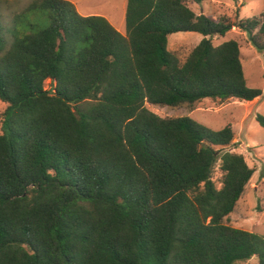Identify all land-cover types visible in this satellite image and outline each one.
<instances>
[{"label":"trees","instance_id":"obj_1","mask_svg":"<svg viewBox=\"0 0 264 264\" xmlns=\"http://www.w3.org/2000/svg\"><path fill=\"white\" fill-rule=\"evenodd\" d=\"M204 1L127 0L123 33L70 0H0V264H264V233L225 222L254 172L231 125L146 106L263 95L239 42L212 38L238 28L264 52V10ZM179 31L204 36L185 59Z\"/></svg>","mask_w":264,"mask_h":264},{"label":"rangeland","instance_id":"obj_2","mask_svg":"<svg viewBox=\"0 0 264 264\" xmlns=\"http://www.w3.org/2000/svg\"><path fill=\"white\" fill-rule=\"evenodd\" d=\"M83 15L99 14L121 32H125V14L127 0H70ZM28 0H21L17 7H23ZM197 13L220 18L228 16L235 19L260 15L264 10V0H206L192 3ZM8 16V12H6ZM204 36L195 31L174 32L168 37V47L175 50L182 59L195 47ZM235 39L240 44L243 68L250 87L263 90V95L253 100L229 99L219 103L206 98L197 103L191 110L187 107L170 108L168 106L147 103V107L160 116L189 115L212 129H222L231 125L235 137L230 150L242 153L253 175L245 186L234 210L225 218V222L239 228L264 233V128L256 120L257 114L264 115V52L259 51L248 40L247 34L238 28L229 30L225 35H215L212 41L218 45L226 40ZM49 85V80L46 81ZM6 103L0 100V133L1 116ZM222 172L220 164L214 169L213 179L220 187ZM258 257L253 256L238 264H256Z\"/></svg>","mask_w":264,"mask_h":264}]
</instances>
